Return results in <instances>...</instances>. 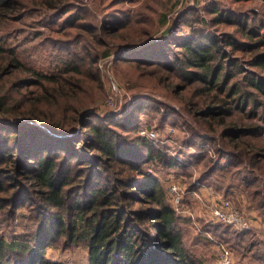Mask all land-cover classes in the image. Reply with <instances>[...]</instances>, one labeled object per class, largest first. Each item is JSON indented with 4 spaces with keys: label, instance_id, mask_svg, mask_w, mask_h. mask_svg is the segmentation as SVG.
<instances>
[{
    "label": "rangeland",
    "instance_id": "rangeland-1",
    "mask_svg": "<svg viewBox=\"0 0 264 264\" xmlns=\"http://www.w3.org/2000/svg\"><path fill=\"white\" fill-rule=\"evenodd\" d=\"M68 2L75 5L65 15L28 7L10 10L5 19H0L5 47L0 55V71L8 63L13 70L0 78V93L9 92L8 106L15 110L21 104V94L29 90L17 86V78L29 74L27 69L51 74L65 70L69 64L78 65L81 71L75 78L83 86L79 102L90 103L99 115L139 118L138 132L181 164L168 167L157 162L148 170L158 176L176 209L190 253L202 264H223L225 248L230 253L228 264H264V160L256 155L264 153V93L248 79H264V66L252 64L256 50L250 44L238 47L221 43L226 52L217 61L224 59L228 65L233 60L237 64L235 68L227 67L236 73L228 86L237 84L241 93H252L246 107H237L235 102L227 104L232 110L223 114V126L197 117L195 112L202 105L220 103L226 91L209 92L203 103L201 83L188 84L159 64L118 59L117 52H137L125 45L151 42L167 27L175 30L158 47L166 51L180 50L169 42H179L194 27L221 40L232 35L239 42H254L264 36V0ZM199 18L208 24L196 22ZM106 26L119 31L108 32ZM105 51L110 54L103 55ZM13 60L22 67L14 65ZM112 97L114 101L110 102ZM3 117L14 116L10 110L0 112ZM92 120L97 122L96 118ZM249 126L261 129L256 134L241 135L236 144L221 133L225 128ZM249 149L256 154L249 155ZM172 185L178 186L179 202L170 191ZM225 200L240 213V221L231 224L216 217V210ZM30 207V203L21 206L17 216L9 219L1 215L0 234L12 240L31 232L34 222L29 217ZM47 256L66 264H86L88 248L84 244L63 248L57 243L47 249Z\"/></svg>",
    "mask_w": 264,
    "mask_h": 264
},
{
    "label": "trees",
    "instance_id": "trees-1",
    "mask_svg": "<svg viewBox=\"0 0 264 264\" xmlns=\"http://www.w3.org/2000/svg\"><path fill=\"white\" fill-rule=\"evenodd\" d=\"M73 5L68 0H0V19L10 10L28 7L65 15ZM196 22L208 24L200 18ZM104 29L119 31L109 26ZM174 30L167 27L151 42L125 45L148 52L121 54L119 50L118 59L159 64L188 84L201 83L203 103L209 92L226 91L220 103H200L203 108L195 112L197 117L225 125L223 114L232 110L227 104L246 107L252 93H241L237 84L228 86L236 73L227 67L237 64L217 61L226 52L221 43L250 44L256 50L252 64L260 67L264 66V50L258 49L264 46V36L250 43L232 35L221 40L194 27L179 42H169L180 50L158 48ZM4 49L0 36V55ZM109 54L105 51L103 55ZM4 65L0 78L13 72L11 64ZM27 71L26 77L17 78V86L29 90L21 94L15 110L8 106L9 92L0 93V112L11 110L14 116L0 118V216L15 217L21 206L30 203L34 229L12 240L0 234V264H66L47 256V249L57 243L63 248L86 245V264H202L187 249L177 211L158 176L148 170L157 162L168 167L181 164L138 132L139 118L99 115L90 103L79 102L83 86L75 78L81 71L78 65L69 64L51 74ZM248 79L264 93L263 78ZM260 129L225 128L221 133L236 144L241 135ZM248 153L256 154L253 149ZM256 155L264 160V153Z\"/></svg>",
    "mask_w": 264,
    "mask_h": 264
},
{
    "label": "built area",
    "instance_id": "built-area-1",
    "mask_svg": "<svg viewBox=\"0 0 264 264\" xmlns=\"http://www.w3.org/2000/svg\"><path fill=\"white\" fill-rule=\"evenodd\" d=\"M114 98L112 97L110 99V102H113ZM145 132V131H144ZM170 191L172 192V195H175V198L178 200V202L180 201V192L178 190V186L177 185H172L170 188ZM216 217L220 218L223 221H226L228 223H236L238 221L241 220V215L240 213H238L237 211H235V209H233L231 207V204L228 200H225L223 202V206L221 207V209H217L216 210ZM222 260H223V264H228L230 261V253L227 249L224 248V252L222 254Z\"/></svg>",
    "mask_w": 264,
    "mask_h": 264
}]
</instances>
